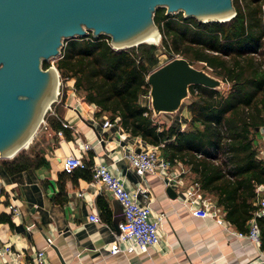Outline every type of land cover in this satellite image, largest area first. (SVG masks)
I'll return each instance as SVG.
<instances>
[{"label": "trees", "instance_id": "obj_1", "mask_svg": "<svg viewBox=\"0 0 264 264\" xmlns=\"http://www.w3.org/2000/svg\"><path fill=\"white\" fill-rule=\"evenodd\" d=\"M236 14L228 21H202L157 8L154 18L162 34L159 44L148 42L113 48L106 34L81 35L65 42L55 61L62 79H73L76 93L98 106V114L118 119L131 135L158 145L172 164L181 162L193 173L204 195L217 201L225 217L240 231L258 208L257 186L264 184V161L257 156L264 125V0H234ZM183 55L195 65L202 61L213 75L229 84L227 90L191 85L187 108L191 118L182 130L158 123L153 110L140 101L150 92L149 73L159 61L158 49ZM50 61H43L48 68ZM53 130L68 127L53 114L46 115ZM9 174L46 164V159L22 148L0 158ZM91 164L92 160H88ZM76 169V168H75ZM83 176L92 179L89 167ZM2 190L0 191V193ZM63 189L52 197L64 204ZM264 251V216L258 217ZM13 225L12 215L0 212V222Z\"/></svg>", "mask_w": 264, "mask_h": 264}, {"label": "crops", "instance_id": "obj_2", "mask_svg": "<svg viewBox=\"0 0 264 264\" xmlns=\"http://www.w3.org/2000/svg\"><path fill=\"white\" fill-rule=\"evenodd\" d=\"M73 85V79L66 83V96L54 103L51 113L71 124L66 136L41 129L28 143L30 152L42 155L46 164L9 174L0 163V212L11 213L14 223L0 222V245L7 243L21 252L18 259L12 254L5 255L7 261L0 257V264L31 261L37 248L45 250L49 264H254L264 259L263 249L239 235L234 224L195 215L178 197L168 194L161 176L153 172L140 176L124 148L150 147L141 136L131 135L117 122L101 131L104 140L99 142L97 124L100 126L103 114L78 96ZM186 114L191 116L189 110ZM84 141L92 144L86 159L98 156L127 186L139 187L141 200L150 203L154 217L166 213L160 228L162 239L156 247L138 254L108 253L105 245L114 239L116 225L124 218L123 206L103 183L84 177L81 168H66L68 153H79ZM183 168L181 191L195 182L189 168ZM62 189L68 196L64 204L52 200ZM10 205L17 206L19 212H13ZM93 212H98L102 222L90 220ZM47 236L53 243L48 244Z\"/></svg>", "mask_w": 264, "mask_h": 264}, {"label": "water", "instance_id": "obj_3", "mask_svg": "<svg viewBox=\"0 0 264 264\" xmlns=\"http://www.w3.org/2000/svg\"><path fill=\"white\" fill-rule=\"evenodd\" d=\"M164 6L205 22L228 21L237 12L234 0H0V158L26 147L57 98L60 71L43 68L44 60L60 56L68 39L90 32L110 36L113 48L157 40L162 34L154 15ZM147 82L153 116L177 112L191 85H225L183 55L154 68ZM167 192L177 197L173 187Z\"/></svg>", "mask_w": 264, "mask_h": 264}, {"label": "built area", "instance_id": "obj_4", "mask_svg": "<svg viewBox=\"0 0 264 264\" xmlns=\"http://www.w3.org/2000/svg\"><path fill=\"white\" fill-rule=\"evenodd\" d=\"M176 56L180 55H170V59ZM61 84L62 78L59 73L57 86L58 95L54 100L57 102L59 100L58 96L60 94ZM149 96L151 98V95ZM51 104L47 110V112L50 111V113L53 111ZM92 104L98 111V106L94 103ZM178 117L180 119L172 125H175L183 130L187 125L188 119L191 117L187 114L183 115V113H180ZM100 120V126L97 124V129L99 131L98 137H100L99 142L104 140L103 135H100L101 131L104 128L112 126L118 122V119L113 121L105 113ZM40 122L41 123L34 135L41 129L49 132L50 135L52 132L60 136L64 134L62 129L55 131L51 128L49 121L46 119V115ZM62 123L66 128L71 125L68 121H63ZM259 132L261 135V143L258 146L257 156L259 159L264 161V125L259 128ZM91 147L92 144L84 141L79 153H68V156L65 158V166L67 169L72 170L75 168L85 169L86 167H89L93 174L92 180L103 183L106 187H108L112 195L123 205L124 218L119 223V232L116 231L114 233V239L105 245L106 250L109 254H117L121 252L138 254L147 252L149 249L156 247L160 244L162 239L160 228L161 223L164 220L163 218L166 217V213L160 212L156 215V217H154L150 203L141 200V189L139 187L133 189L127 186L120 175H118L109 164L100 160L98 156L96 159L92 160L91 164H89L88 160L91 159H86L85 153H87ZM124 153L129 158L132 168L136 170L140 176H144L148 172H153L163 178L165 185L176 189L177 197L183 202L182 204L186 208L188 207L195 215L201 217H214L219 224L230 223V221H227L224 217L222 207L216 205L209 197L201 194L200 185L198 183L194 182V184L189 186L185 191H181V187L185 185L183 177L185 168H183V165L180 162H178L180 167L174 168L173 164L164 157L158 145L152 144L150 147L145 148H133L126 145ZM257 194L258 200L256 204L258 205V208L254 212V217L249 221V229L246 232L239 230L237 233L241 236H247L250 240L261 247L262 232L257 218L264 216V184H259L257 186ZM10 206L13 212H19L17 206ZM89 218L91 221L102 222L98 212L91 213ZM46 239L48 244L53 243V238L50 236H47ZM10 254H12L15 259L21 257V252L14 251L11 248V245L7 243L0 245V257L6 259L7 261L8 258L5 255ZM31 256V261L21 262V264H49L43 248L33 250ZM11 263L14 264L13 262Z\"/></svg>", "mask_w": 264, "mask_h": 264}, {"label": "rangeland", "instance_id": "obj_5", "mask_svg": "<svg viewBox=\"0 0 264 264\" xmlns=\"http://www.w3.org/2000/svg\"><path fill=\"white\" fill-rule=\"evenodd\" d=\"M235 7H236V5H235ZM160 42H161V40H160ZM158 51H159V61L152 68H156V67H158V66L166 63V61L170 60V54H168L163 47H160L158 49ZM57 58L56 57L55 58H50L47 61H50V65H55V61H56ZM195 66H197V67H203L204 66V63L202 61H200V60L199 61H195ZM206 67H207V70H209L211 73L214 74V71H213V69L211 67H208V66H206ZM69 80L70 79H66V80L65 79H62V84L60 85V94L58 96V99H62L63 96L65 98V96H66L65 93H66L67 89L69 88V87L66 86V83H68ZM224 83H225V81H224ZM228 88H229V84H227V83H226V85H224V87H221V89H223V90H227ZM148 94L150 95L149 92H147L145 94H142L141 97H140V101L143 102V103H145V105H149V107L152 108V105H151V102H150L151 98H150V96ZM188 99H189V97L186 98V99H184L183 105L181 106V108L177 112H174V113H169V112H167V113H160L159 115L154 116L155 117V120L158 123L164 124L166 126L167 125H172L174 122H177L180 119L178 117L180 113H183V115L187 113V110H188V108H187ZM56 102L57 101H54L51 104L52 105V108H54L53 106H54V103H56ZM152 110H153V108H152ZM47 114H50V111H48L46 113V115ZM188 121H189V119H188ZM187 124H188V122H187ZM260 139H261V135H260ZM29 146L28 147H25V149L30 151V149H28Z\"/></svg>", "mask_w": 264, "mask_h": 264}, {"label": "bare ground", "instance_id": "obj_6", "mask_svg": "<svg viewBox=\"0 0 264 264\" xmlns=\"http://www.w3.org/2000/svg\"><path fill=\"white\" fill-rule=\"evenodd\" d=\"M160 40H161V37H158L157 40H150V41L159 44ZM56 88H57V87H56ZM56 94H58V88H57V93H56ZM30 141H31V139H30ZM30 141H29V142H30ZM27 145H28V144H27ZM27 145H26V146H27Z\"/></svg>", "mask_w": 264, "mask_h": 264}]
</instances>
